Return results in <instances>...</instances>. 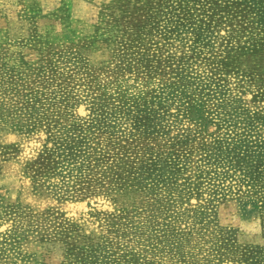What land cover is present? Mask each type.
Listing matches in <instances>:
<instances>
[{"label": "rangeland", "instance_id": "374dc122", "mask_svg": "<svg viewBox=\"0 0 264 264\" xmlns=\"http://www.w3.org/2000/svg\"><path fill=\"white\" fill-rule=\"evenodd\" d=\"M212 3L0 0V264H237L256 243L254 198L209 216L161 180L172 158L197 161L219 102L264 107V61ZM65 127L94 163L72 197L23 173Z\"/></svg>", "mask_w": 264, "mask_h": 264}, {"label": "trees", "instance_id": "16d2710c", "mask_svg": "<svg viewBox=\"0 0 264 264\" xmlns=\"http://www.w3.org/2000/svg\"><path fill=\"white\" fill-rule=\"evenodd\" d=\"M212 1L211 8L220 18L226 15L248 32V46L240 49L242 55L253 62L264 61V0ZM253 75L264 83V64L260 63ZM170 88L168 100L186 96L177 86ZM259 97L261 93L254 98ZM232 99L216 105L210 118L216 132L201 147L197 161L192 165L187 156L172 158L170 171L161 180L172 190L180 189L182 198L200 200L198 209L209 205V216L220 201L243 195L257 200L261 232L256 243L243 246L237 264H264V107L236 106L237 100ZM84 134L82 128L66 127L50 132L38 156L25 164L24 175L39 189L50 188L67 197L80 193L70 190V184L76 187L73 185L86 179L94 168Z\"/></svg>", "mask_w": 264, "mask_h": 264}]
</instances>
